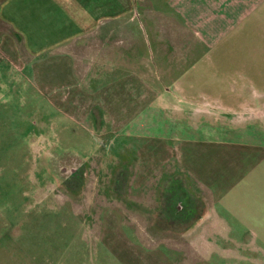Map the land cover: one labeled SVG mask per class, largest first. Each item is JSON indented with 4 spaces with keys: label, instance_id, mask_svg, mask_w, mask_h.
Masks as SVG:
<instances>
[{
    "label": "rangeland",
    "instance_id": "rangeland-1",
    "mask_svg": "<svg viewBox=\"0 0 264 264\" xmlns=\"http://www.w3.org/2000/svg\"><path fill=\"white\" fill-rule=\"evenodd\" d=\"M132 37V48L119 46L114 59L103 62L97 55L89 60L85 47L77 45L68 54L74 59L52 65V52L45 45L39 57L48 60L39 69L48 76L36 77L30 67L28 77L15 75L7 78L10 85L0 86V264H131L133 230L122 216L132 213L133 198L166 202L178 191L170 188L173 182L175 187L177 182L202 184L194 171L197 157L185 160L192 169L188 173L182 171L181 156V148L199 146L202 139L222 142L217 145L221 159L218 153L211 156L214 145H207L204 166L209 184L252 181L247 157L244 166L240 163V169L229 171L232 157L227 145L234 143L236 148L237 140L245 148L264 144L262 102L254 109L232 102L217 107L220 102L214 99L230 94L213 92L193 94V100L202 97L208 105L188 108L193 101L175 93L174 84L189 90L192 83L198 93L212 90L215 85L208 84L213 78L197 76L198 62L195 75L184 77L183 59L160 60L148 29L138 28ZM99 51L93 46L94 53ZM138 69L144 76H133ZM154 84L168 90L150 92ZM243 95L264 100L263 94ZM157 104L167 109L158 110ZM253 116L261 122L253 124ZM256 173L264 175V170ZM184 191L180 190L188 197ZM190 191L194 198L214 196L210 188ZM250 192L243 190V196ZM199 209L196 204L193 214ZM239 264L248 260L240 258Z\"/></svg>",
    "mask_w": 264,
    "mask_h": 264
},
{
    "label": "crops",
    "instance_id": "crops-1",
    "mask_svg": "<svg viewBox=\"0 0 264 264\" xmlns=\"http://www.w3.org/2000/svg\"><path fill=\"white\" fill-rule=\"evenodd\" d=\"M138 28L150 31L160 60L174 56L185 61L182 76H194V62H198L197 76L213 78L208 86L215 87L198 93L192 83L189 90L172 83L178 87L175 93L193 101L185 103L188 108L190 104L208 105L202 97L193 100V94L213 92L230 94L227 98L216 97L214 100L220 102L217 107L232 102L238 108L254 109L262 102L264 108L263 98L243 95H264V0H0V86L10 85L7 78L15 75L28 77L30 67L34 76H48L39 69L46 59L39 57L45 45L52 52L48 57L52 65L57 60L74 59L68 54L77 45L85 47L89 60L97 55L96 59L103 62L108 57L114 59V50L119 46L132 48V36ZM58 45L60 48L53 50ZM93 46H99V53L93 52ZM141 58L138 54L137 60ZM142 69L134 70L133 76H144ZM165 90L154 84L150 92ZM165 108L157 104L158 110ZM256 116L253 124L261 122ZM214 140L208 143L202 139L199 146L181 148L182 171L191 172L185 160L196 156L194 171L202 184L177 182L175 187L173 182L170 188L178 191H172L174 195L166 197V202L160 198H133L132 213L122 216L124 224L129 222L133 230L131 264H217L228 259L231 264H239L240 258H246L248 264H264V175L256 173L264 170V144H245V148L237 139L236 148L234 143L226 144L232 157L229 171L240 169V163L244 166L247 157L251 182L209 184L204 166L208 146L214 145L211 156H222V149L217 152L221 139ZM199 188H210L214 196L194 198L190 190ZM247 188L250 195L243 196ZM180 190L191 196L185 197ZM196 204L201 209L194 215Z\"/></svg>",
    "mask_w": 264,
    "mask_h": 264
}]
</instances>
